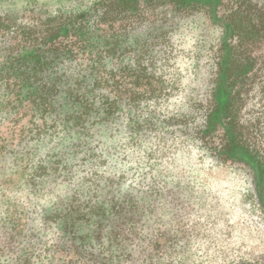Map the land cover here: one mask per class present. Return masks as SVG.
Here are the masks:
<instances>
[{"label":"rangeland","instance_id":"1","mask_svg":"<svg viewBox=\"0 0 264 264\" xmlns=\"http://www.w3.org/2000/svg\"><path fill=\"white\" fill-rule=\"evenodd\" d=\"M97 1L0 0V12L37 5L53 14L81 13ZM132 21L124 24L128 31L122 37L123 54L111 55L107 67L114 72L126 69L130 98L135 96L130 93L136 81L134 69L152 73L151 81L163 91L151 102L125 106L124 117L104 131L103 137L110 138V174H124L131 181L145 177L148 188L153 183L162 187L160 207L145 212L137 228L143 240L113 239L108 237L109 229L85 226L77 233V213L62 218V200L77 189L83 193L88 189L79 182L87 168L77 167L81 155L77 146L65 148L68 138L59 148L48 149L54 143L41 148L66 153L64 161L74 169L72 174L62 171L60 176H48L52 178L46 188L16 189L23 165L15 166L11 156L3 162L1 172L16 176L0 181V264H264V210L255 197L253 176L248 168L221 160L209 139L199 134L205 123L200 103L208 99L216 77L220 29L198 9L175 13L164 7L138 27ZM3 51L0 49V70L2 56H6ZM29 56L24 54L23 59ZM77 63L83 64L77 59L55 64L60 72H67V85L76 82L77 70H83ZM2 75L0 72V115L18 111L32 115L30 109L3 108L16 96L5 90L6 76ZM113 78L118 80V76ZM147 81L141 78L140 83ZM32 89L26 87L21 97L28 99ZM55 101L56 113L73 112L63 92ZM184 117L189 119L186 125L185 120L181 122ZM169 189L172 193H166ZM168 194L175 204L183 205L169 206ZM147 246L153 249L144 251ZM172 246L179 252L173 257L158 253Z\"/></svg>","mask_w":264,"mask_h":264},{"label":"trees","instance_id":"2","mask_svg":"<svg viewBox=\"0 0 264 264\" xmlns=\"http://www.w3.org/2000/svg\"><path fill=\"white\" fill-rule=\"evenodd\" d=\"M164 7L175 13L202 10L221 31L216 77L208 99L200 103L205 123L199 134L209 139L221 160L250 170L255 197L264 210V0H98L81 13L53 14L37 5L0 12V49L6 54L0 72L6 76L5 90L16 96L3 108L33 112L0 115V181L16 176L1 172L10 156L15 166L23 165L16 189H43L49 186L52 177L48 176H60L62 171L72 174L70 162L64 161L66 153L41 151L53 143L48 149L59 148L69 138L65 148L77 146L81 155L77 167L87 168L79 181L88 186L87 191L77 189L62 200V218L77 213V233L85 226L109 229V238L142 241L137 228L143 214L153 213L161 205L159 185L153 183L148 188L145 177L131 181L124 174L115 177L109 173L110 138L103 134L124 117L125 106L151 102L162 94L161 85L151 81L152 73L134 69L136 81L130 93L135 96L128 97L126 69L111 71L107 61L117 52L123 54L128 20L138 27ZM116 33L120 36L115 37ZM27 53L31 56L25 60ZM76 59L87 65L77 63L83 70H77L76 82L67 85V72H60L55 64ZM141 78L149 81L141 85ZM26 87L33 88L28 99L21 97ZM61 92L67 95L72 113H56L55 97ZM182 120L189 123L186 117ZM166 199L169 206L183 205L175 204L172 194ZM152 249L147 246L144 251ZM158 253L171 258L179 252L172 246Z\"/></svg>","mask_w":264,"mask_h":264}]
</instances>
